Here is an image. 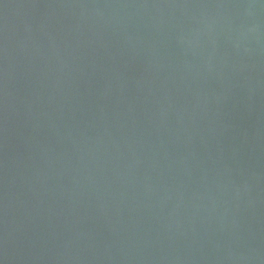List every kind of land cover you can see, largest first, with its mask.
<instances>
[{
    "label": "water",
    "instance_id": "water-1",
    "mask_svg": "<svg viewBox=\"0 0 264 264\" xmlns=\"http://www.w3.org/2000/svg\"><path fill=\"white\" fill-rule=\"evenodd\" d=\"M0 264H264V0H0Z\"/></svg>",
    "mask_w": 264,
    "mask_h": 264
}]
</instances>
